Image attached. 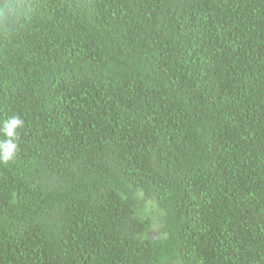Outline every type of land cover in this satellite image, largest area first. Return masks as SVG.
Returning a JSON list of instances; mask_svg holds the SVG:
<instances>
[{
	"label": "trees",
	"instance_id": "16d2710c",
	"mask_svg": "<svg viewBox=\"0 0 264 264\" xmlns=\"http://www.w3.org/2000/svg\"><path fill=\"white\" fill-rule=\"evenodd\" d=\"M25 2L0 264H264V0Z\"/></svg>",
	"mask_w": 264,
	"mask_h": 264
},
{
	"label": "clouds",
	"instance_id": "9594fccd",
	"mask_svg": "<svg viewBox=\"0 0 264 264\" xmlns=\"http://www.w3.org/2000/svg\"><path fill=\"white\" fill-rule=\"evenodd\" d=\"M34 6L25 0H0V30L10 33L11 29L23 18L30 16ZM25 121L18 115L3 121L0 127L5 139L0 140V163L8 164L13 161L19 150L16 142L18 129L24 127Z\"/></svg>",
	"mask_w": 264,
	"mask_h": 264
}]
</instances>
